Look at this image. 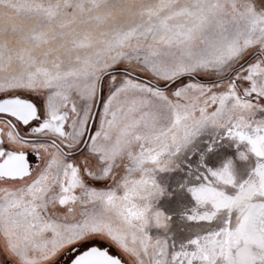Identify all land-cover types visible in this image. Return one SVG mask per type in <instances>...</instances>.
<instances>
[{"label": "snow or ice", "instance_id": "1", "mask_svg": "<svg viewBox=\"0 0 264 264\" xmlns=\"http://www.w3.org/2000/svg\"><path fill=\"white\" fill-rule=\"evenodd\" d=\"M0 264H264V0H0Z\"/></svg>", "mask_w": 264, "mask_h": 264}]
</instances>
